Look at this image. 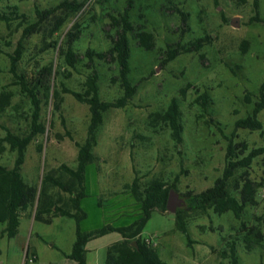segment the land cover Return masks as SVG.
Segmentation results:
<instances>
[{"label": "rangeland", "instance_id": "1", "mask_svg": "<svg viewBox=\"0 0 264 264\" xmlns=\"http://www.w3.org/2000/svg\"><path fill=\"white\" fill-rule=\"evenodd\" d=\"M65 0H0V10L18 7L26 19L7 24L0 21V165L12 168L16 155L7 143V131L22 136L29 132L32 106L21 94L10 70V55L18 48L27 29L35 27L25 41L21 69L28 74L52 64L56 83L63 81L72 90L82 92L86 71H73L65 62L68 32L78 26L82 34L74 49L81 60L88 50L105 52L110 48L112 34L110 15L123 13L127 0H72L84 5L77 14L67 16L60 9ZM140 0L131 12L136 30L141 26L153 34L155 49L146 52L131 37L132 75L141 82L132 104L106 114L98 132L94 149L96 162L86 170V195L81 208L87 219L81 223L83 232H93L107 225L124 228L140 215L134 199L125 195V187L136 178L141 186L159 180L173 185L185 201L181 209L192 244L176 224V214L156 210L145 226L141 239L146 241L168 264H232L230 246L237 248L239 264H264V241L250 249L247 230L257 228L264 233V190L258 194L259 205L246 211L241 221L233 213L222 216L213 210L189 212L184 197L188 192L201 193L212 187L222 175L230 137L238 120L252 115L256 96L264 82V0ZM179 10L189 15L183 29ZM53 12L42 22L38 12ZM64 26L57 30L61 20ZM239 27L233 26V20ZM210 36L213 43L200 54H186L161 67L163 52L176 42ZM201 55L205 56L202 62ZM104 79L101 94L112 101L122 96L119 84L113 83L117 71L102 68ZM71 73L69 79L65 76ZM191 85V87H188ZM208 93L211 103L205 109L197 103ZM63 116L54 112L50 101L44 108L43 121L47 132L28 148L23 168L25 180L39 191L46 174L62 177L60 168L77 166L79 149L87 138L90 123L89 107L65 95ZM177 100L184 127V142L177 147L168 125L155 114H164ZM251 102V103H249ZM259 119L263 130L237 131L236 141L246 143L250 150L264 147V112ZM73 140H72V139ZM42 146L43 151H38ZM264 175V156L257 159L251 177L260 181ZM48 195L70 207V195L49 188ZM32 212V211H31ZM33 212L22 218L19 240H0V264H25L29 247L38 258L37 264H63L76 240V221L58 217L51 225L34 221ZM4 226L0 225V236ZM122 240L119 233L93 239L87 246V264H106L109 247Z\"/></svg>", "mask_w": 264, "mask_h": 264}, {"label": "trees", "instance_id": "2", "mask_svg": "<svg viewBox=\"0 0 264 264\" xmlns=\"http://www.w3.org/2000/svg\"><path fill=\"white\" fill-rule=\"evenodd\" d=\"M102 4H108L111 0H101ZM140 0H127L123 13L118 16L110 15L112 34H110L111 45L105 52L88 50L83 59L75 52L74 46L79 40L82 32L78 26L68 32L66 49L62 56L69 68L73 71L85 74V82L82 92L70 89L65 82L56 83V73L52 64L44 65L36 72L28 74L21 69V63L25 54V41L30 38L35 27L27 29L23 39L20 40L17 50L10 55V70L20 92L31 103L32 114L29 132L26 135H16L7 131L3 143H7L12 153L16 155L12 168L0 165V225L4 226L0 240L3 238L15 239L20 234L21 221L26 215L33 212L36 222L51 225L54 219L64 217L76 221V240L71 253L64 254L65 258L76 262V264H87V246L93 239H97L110 233H119L122 240L113 244L108 249L106 264H168L163 261L160 255L144 240L141 239L142 232L152 218L156 210L167 211L170 191L175 188L173 185L155 180L147 186H141L136 178L133 184L125 187V195L134 199L140 211L139 218L129 227L115 228L111 225L93 232H83L81 223L87 219V214L82 210V201L86 195V170L87 167L96 162L94 149L97 145L98 132L104 124L105 116L113 110H120L129 107L138 94L142 84L134 83L132 75V49L131 37H133L141 49L146 52H153L155 49L153 34L148 33L143 26L136 30L131 20V12L136 8ZM255 8H259V0L254 2ZM84 5L72 0H65L61 4L62 10L67 16L79 13ZM182 16L183 29L188 30L189 15L178 11ZM53 12H38V17L43 22ZM26 19V16L18 7H11L0 10V21L12 24L15 21ZM254 22L264 23V19L256 18ZM66 20H61L57 25L60 30ZM213 43V38L204 36L196 38L187 44L182 41L169 45L163 52L161 67L165 68L170 63L186 54H200L206 47ZM202 62L205 56L201 55ZM106 66L117 71L113 83L119 84L122 89V96L112 100H104L101 94V83L104 79L102 68ZM71 73L65 79L71 77ZM188 87H191L189 85ZM65 95H72L82 104L89 107L90 123L87 138L83 144L76 143L79 153L77 166L71 168L62 165L60 170L62 177L53 174H46L42 179V189L28 183L23 175V168L26 163L27 152L30 145L40 136L47 132L46 124L43 121V111L50 101L54 103V112L58 114L65 123L63 116V100ZM253 113L245 119H240L235 125V132L227 137L228 142L225 168L222 175L215 181L214 185L201 193L188 192L184 197L189 212H206L213 210L217 215L233 213L237 220L241 221L244 214L250 208L259 205L258 194L264 190V175L261 180L255 181L251 177V170L254 162L264 156V147L250 150L246 143H239L237 131L250 130L253 132L263 130V124L259 119L264 112V82L260 86ZM197 103L205 109L211 103L208 93L201 95ZM251 103V102H249ZM161 122L169 126L172 137L180 147L183 142L184 127L181 122V110L177 100H173L164 114H155ZM72 139V138H71ZM73 140V139H72ZM1 148V146H0ZM38 151H43L39 146ZM49 188H57L70 195V207L60 206V202L48 195ZM32 211V212H31ZM184 209H179L176 214V224L179 231L185 236L189 245L192 240L187 229ZM246 242L251 245L250 249L260 247L264 241V233L257 228L247 230ZM137 243L136 248L133 244ZM2 251L0 250V258ZM29 257L37 255L29 247L26 255L28 264ZM230 259L232 264H239L236 245L230 246Z\"/></svg>", "mask_w": 264, "mask_h": 264}, {"label": "water", "instance_id": "3", "mask_svg": "<svg viewBox=\"0 0 264 264\" xmlns=\"http://www.w3.org/2000/svg\"><path fill=\"white\" fill-rule=\"evenodd\" d=\"M232 24L236 28L239 27V21L237 19L233 20ZM184 204H185V201L180 199V195L176 191L171 190L169 194L168 204H167V211L172 214H177L179 209H181ZM133 245L136 248L138 247L136 242Z\"/></svg>", "mask_w": 264, "mask_h": 264}, {"label": "crops", "instance_id": "4", "mask_svg": "<svg viewBox=\"0 0 264 264\" xmlns=\"http://www.w3.org/2000/svg\"><path fill=\"white\" fill-rule=\"evenodd\" d=\"M35 221V220H34ZM4 229V228H3ZM3 231V230H2ZM2 233V232H1ZM2 235V234H1ZM18 240H19V244L21 245V246H23L24 245V243H25V237H23L22 236V234L20 233L17 237H16ZM15 238V239H16ZM71 253V252H70ZM69 254V253H68ZM63 264H76V262H74V261H71V260H68V259H66L65 258V262L63 263Z\"/></svg>", "mask_w": 264, "mask_h": 264}, {"label": "built area", "instance_id": "5", "mask_svg": "<svg viewBox=\"0 0 264 264\" xmlns=\"http://www.w3.org/2000/svg\"><path fill=\"white\" fill-rule=\"evenodd\" d=\"M28 264H37L36 257H29L28 258Z\"/></svg>", "mask_w": 264, "mask_h": 264}]
</instances>
